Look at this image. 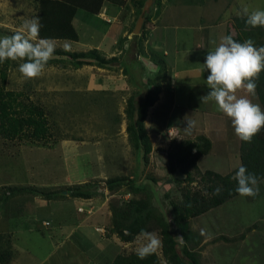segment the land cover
I'll return each instance as SVG.
<instances>
[{"label":"rangeland","instance_id":"rangeland-1","mask_svg":"<svg viewBox=\"0 0 264 264\" xmlns=\"http://www.w3.org/2000/svg\"><path fill=\"white\" fill-rule=\"evenodd\" d=\"M66 1L76 10L82 6L92 8L94 2ZM138 1L130 0L133 12L128 38L121 37L116 50L108 47V51L96 49L100 56L113 58L108 65L97 67L91 64L77 66L67 58L52 55L40 63L30 60L26 57L29 52L14 40L23 38L46 51L89 49L82 50L83 42L73 43L66 38H40L37 34L40 0H0V70L5 74L4 86L7 90L21 93L25 100L42 105L51 127V136L45 140L0 138V251H9L13 260L19 252L27 250L30 252L25 254L28 264H37L42 257L45 236L55 224L56 215L70 217L68 208L62 212L58 208L75 205L73 199L66 202L73 197L66 190L83 188L97 204V210L91 217L98 216V219L95 230L91 229L95 219L92 218L88 223L91 226H85L81 237L104 238L117 254L153 249L165 262L161 236L155 225H149L146 232L129 242L121 240L110 230V205H124L131 197L145 196L134 193L125 184L132 182L135 186L146 187L149 193L146 197L166 220L178 249L185 245L199 264H264V179L220 206L188 217V238L183 239L173 223L171 205L181 198L183 189L201 188L204 183L200 174L188 165L189 160L184 162L180 157L170 159L169 154L179 153L178 145L181 147L185 141L194 140L200 131L193 127L185 130L181 124L171 123L173 120H167L162 114L157 119L147 110L150 153L144 157L128 136L126 109L130 97L138 99L146 83L160 87L168 100L170 97L168 71L163 61L156 57L159 67L152 72L147 61L137 54L139 47L125 51L124 45L128 41L146 33L144 20L139 33H132L141 14ZM208 1L213 4L214 0ZM215 1H218L216 5L211 6L225 17L239 15L238 8L244 10L246 7L253 9L255 15L264 14V0ZM154 3L152 0L149 13L151 9L155 13L158 11V2L157 5ZM225 5L227 7L222 11ZM190 8L196 10L192 5ZM75 25L81 27L78 29L84 41L89 40L87 37L94 39L89 34V27L82 28L85 25L81 22H75ZM96 25L100 26L101 22H96ZM230 32L232 34L233 30ZM202 66L205 73L199 69L193 85L189 80L185 81L188 74H181L176 80V113L180 115L185 110L181 109L184 106L188 108L189 119L195 117L194 121L205 125L208 121L220 131L215 135L217 140L213 143L212 153L200 159V171L207 167L232 171L240 164L238 120L262 121L264 111L254 90L248 102L244 101L241 92L229 101L228 106H222L219 101L228 94L220 79L223 77L222 69L218 66L207 68L205 63ZM209 114L214 118L205 120ZM225 121L229 124L226 132ZM170 166L174 171L169 169ZM186 173L191 175L190 179ZM112 177L125 178V182L114 185L110 190L107 180ZM7 186H26L45 193H57L50 198L29 191L9 195ZM45 200L51 206L45 205ZM45 219L51 221L50 226H45ZM29 255H32V260Z\"/></svg>","mask_w":264,"mask_h":264},{"label":"trees","instance_id":"trees-1","mask_svg":"<svg viewBox=\"0 0 264 264\" xmlns=\"http://www.w3.org/2000/svg\"><path fill=\"white\" fill-rule=\"evenodd\" d=\"M144 0H139V11ZM76 7L66 0H40V18L37 34L40 38H66L77 40L76 31L71 23ZM150 11V9H149ZM149 11L144 16L146 20ZM53 16V20H51ZM231 29L227 30L226 43L234 49L245 42L251 43L252 54L244 60L231 66L230 75L224 77L225 83L241 81L255 89L259 102L264 111V19L246 15H236L231 20ZM230 30H233L232 34ZM18 38V37H16ZM23 49L28 51L30 60L40 63L50 56H60L69 59L75 65L91 64L104 67L112 61L105 58L92 48L88 51H67L38 49L23 38L14 40ZM137 54L139 50H137ZM59 58V57H58ZM5 74L0 70V138L22 140H45L51 136V127L45 108L37 103L25 100L21 93L7 90L4 86ZM143 85V84H142ZM143 93L138 99L130 97L127 103L126 131L136 150L144 157L151 151V140L148 136L144 119L148 107L157 99L159 88L143 85ZM239 128V160L240 164L234 170L221 174L206 169L200 171L198 159L210 150L211 143L202 134L195 136L194 140L178 145L177 154H169L170 159L179 158L184 162L189 160V166L200 174L203 181L201 188L183 189L181 198L171 205L173 223L183 239L189 233L186 219L191 216L201 215L210 209L238 196L249 187L264 179V120H238ZM186 165V166H188ZM171 171L174 167L170 166ZM183 171L186 168H181ZM187 178H191L186 173ZM125 182V178L112 177L107 180L108 189L114 185ZM134 193L145 194L144 198L131 197L124 205L112 204L110 211V230L123 241H131L136 235L146 232L149 225H155L162 241V253L165 262L161 261L153 249L117 254L109 264H199L193 252L185 245L178 249V243L169 229L162 214L153 206L145 186H135L132 182L125 183ZM29 191L46 195L50 198L57 192H43L36 188L26 186H7V194ZM68 194L74 197H88V190L83 188L67 189ZM150 193L151 190H150ZM2 235H0V240ZM11 260L9 251H0V264H7Z\"/></svg>","mask_w":264,"mask_h":264},{"label":"crops","instance_id":"crops-1","mask_svg":"<svg viewBox=\"0 0 264 264\" xmlns=\"http://www.w3.org/2000/svg\"><path fill=\"white\" fill-rule=\"evenodd\" d=\"M199 1L200 3H198ZM202 1L203 0H155L154 5H157L156 2H158L156 6V10L158 11L155 13V11L152 12L151 9V12L146 18L144 28L146 33L143 37H135L132 41H128V43L124 45L126 52L130 49L134 50L139 47L138 54L140 58L147 61L146 64L152 72L157 71L159 67V65L156 64L157 60L155 58L159 57L163 61L168 71L170 97L168 100L159 87L157 99L149 106L148 111L154 114L157 119H159L162 114L167 120H173L171 123L181 124L185 130L193 127L199 130L200 134L209 139L211 147L207 153L203 154L198 159L197 165L199 169H201L198 164L200 159L212 153L214 148L213 143L217 140L215 139V135L218 134L219 129L216 125L208 121H206L205 125L204 123L198 124V122L194 121L195 117H193L194 119H189L187 115L189 114L187 111L188 108L184 106L181 107V109L185 110L182 111L180 115L176 113V108H178L175 98L176 80L181 74H188L185 81H195L194 79L199 69L203 71V74L205 73L204 66H202V64L205 63V67L207 68L218 66L222 69L223 77L220 79L224 83V91H228V94L223 97V100L219 101L222 106H228L230 104L229 101L231 102L232 99L241 95V92L243 94L241 96H244V101L248 102L251 99L250 96H253L252 90L255 92V89L241 81L227 84L223 80L224 77L230 75L232 65L238 61L244 60L252 54L250 49L251 43L245 42L234 49L229 48L226 43L227 30L231 28V20L236 15L230 14L225 17L223 13L217 12V8L214 6L218 1H213L214 6H211L213 4H210L208 0H204V3H201ZM191 5L196 8V10L190 8ZM226 7L225 5L222 11ZM132 8L133 5L130 0H94L92 8L82 6L76 10L73 16L72 25L76 31L77 40H65L72 41L73 43L83 42L84 47L82 50L90 48L107 50V47L116 50L118 49L116 45L119 39L121 37L128 38L129 23L132 21ZM213 8H215V11ZM237 11H239V15L264 19V14L262 16L255 15L254 10L251 8L249 9L246 7L244 10L238 8ZM220 15L223 17L221 18ZM75 22L83 23L85 27L82 28L89 27V34L90 36L93 35L94 39L87 37L89 40L84 41L78 29L81 27L76 26ZM96 22H101V25H96ZM108 53L114 55L110 51ZM144 77L146 78V76ZM203 78L202 75V79ZM149 87H151V85H149ZM247 92H250V95H246ZM200 93L202 92L200 91ZM185 115H187L186 119H184ZM209 117L214 118V116L209 114L206 115L205 120ZM230 118L233 120L232 117ZM147 120L148 115L145 118L144 124L147 131H149L150 127L147 124ZM263 120L264 118L262 121ZM235 121L237 120L235 119ZM233 123L236 124L234 121ZM228 125V121L227 123L225 121V132V128H227ZM155 132H157V130H155ZM204 169H210L221 174L231 171L215 169L213 167ZM72 199L75 203L72 207H63V209H60V207L58 208L56 206L61 212L68 208L70 217L56 215L54 219L55 224L52 229H49V233L45 236V242H43L42 246V257L38 259V262L36 261L37 264H109L115 255H117V252H114L107 240L99 237L94 239L81 237L83 235V230H85V226H91L88 223H91L92 218L95 219L92 221L91 229L95 230L94 226L98 216L91 217L92 213H95L97 210V204L94 202L93 196H73L68 198L66 202ZM48 204V200H45V205ZM54 205L57 204L55 203ZM78 208H81V210L78 211ZM50 222L51 221L45 219V226H50ZM27 223L28 222H26V224ZM109 247H111L113 251H110L111 249L109 250ZM25 254H30V252L25 250L24 253L19 252V255L17 253L18 256L10 260V264H28V256ZM22 255L25 257H21ZM30 257L32 260V255Z\"/></svg>","mask_w":264,"mask_h":264},{"label":"water","instance_id":"water-1","mask_svg":"<svg viewBox=\"0 0 264 264\" xmlns=\"http://www.w3.org/2000/svg\"><path fill=\"white\" fill-rule=\"evenodd\" d=\"M151 3H152V0H146L144 2L142 10H141V14L137 17L136 22L134 24V28L132 30L133 34L139 33V30H140L141 25H142L143 20H144V14L149 11V7H150Z\"/></svg>","mask_w":264,"mask_h":264},{"label":"built area","instance_id":"built-area-1","mask_svg":"<svg viewBox=\"0 0 264 264\" xmlns=\"http://www.w3.org/2000/svg\"><path fill=\"white\" fill-rule=\"evenodd\" d=\"M81 210V208H78V211H80ZM99 229H101V228H99ZM102 231V230H101Z\"/></svg>","mask_w":264,"mask_h":264}]
</instances>
